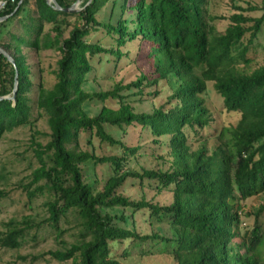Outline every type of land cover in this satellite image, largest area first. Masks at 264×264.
<instances>
[{
    "label": "trees",
    "instance_id": "1",
    "mask_svg": "<svg viewBox=\"0 0 264 264\" xmlns=\"http://www.w3.org/2000/svg\"><path fill=\"white\" fill-rule=\"evenodd\" d=\"M0 1V18L6 17L0 20V49L14 61L0 52V97H11L17 80L14 100L0 99V140L29 124L34 107L46 117L50 137L37 145L39 167L25 187L28 204L36 194L45 197L46 215L38 221L32 216L10 220L0 236L2 247L19 249L25 238L35 240L47 229L64 248L61 237L72 230L68 247L48 251L53 259L124 264L139 249L142 255L166 254L173 264H264V64L248 72L237 67L248 62L242 39L260 32L264 7L259 17L242 14L260 10L255 6L238 7L225 30L217 32L210 0H82L77 13L56 10L46 0H33L27 13V0ZM55 1L69 8L76 0ZM107 4L108 19L100 21L97 15ZM71 15L81 23L64 37ZM99 30L105 43L89 41ZM28 50L58 51L49 88L43 80L33 82ZM101 55L114 66L130 61L138 76L111 90L85 91L93 58ZM209 84L223 110L237 116L235 123L213 131ZM130 96L151 101V111L135 112ZM92 100L112 101L115 107L104 105L89 116L83 105ZM82 134L89 145L96 138L119 153L81 150ZM148 145L161 151L160 167H128L129 156ZM97 164L109 168L101 187L83 171L84 165ZM128 179L170 193L169 204L147 200L143 191L139 198L124 194L120 189ZM6 196L0 189V199ZM254 196H260V205L245 211L241 202ZM139 216L150 227L152 219L161 222L168 234L139 229ZM251 216L253 224L244 228ZM62 223L69 227L63 229Z\"/></svg>",
    "mask_w": 264,
    "mask_h": 264
},
{
    "label": "rangeland",
    "instance_id": "2",
    "mask_svg": "<svg viewBox=\"0 0 264 264\" xmlns=\"http://www.w3.org/2000/svg\"><path fill=\"white\" fill-rule=\"evenodd\" d=\"M74 13L82 9V0H76ZM4 2L0 1V8L3 7ZM249 5L255 6L260 10L256 11H243L242 14L251 17H259L262 14L264 7V0H210L209 13L215 18L212 20V25L217 32H223L230 24L229 17L234 13H239L237 9L247 8ZM34 9L33 0H27L25 5V12ZM73 13V12H72ZM110 14V4L105 5L97 15L100 21L108 19ZM69 22L64 31V37L68 35L69 30L74 24L81 23V20L75 15L67 18ZM50 25H46L45 30H49ZM89 41H100L105 43L106 39L103 36L102 30L91 32L88 37ZM243 46L246 47L245 57L248 59L247 64H238V69L245 70L246 72L264 64V25L261 27L260 32L251 38L246 35L242 39ZM27 64L30 66L34 73V83L43 80L45 86L49 88L53 82L54 77L52 71L56 68V62L59 58V53L56 50L34 51L28 50ZM99 56L93 58V68L86 78L83 88L87 92L106 91L111 90L115 84L121 83L122 85L130 84L138 76L134 64L130 61L122 59L117 66L112 63L105 64V57ZM113 59V58H110ZM102 62V63H101ZM33 97V93L31 94ZM127 102L134 109L135 112H150L152 108L151 101H139L138 97H128ZM207 102L212 111L214 122L213 130L220 129L227 123H235L237 116L232 113H227L222 108L221 99L214 92L212 86L209 84L207 89ZM104 105L115 107L113 102H101L98 100L88 101L83 105L84 111L89 116H95L100 112ZM109 132H116L114 127L106 128ZM116 130V131H115ZM117 137L120 132L117 131ZM49 137V129L46 123V117L39 112L35 107L31 111L30 123L25 126H20L13 129L11 132H6L0 140V189L7 193L5 198L0 199V236L6 230V223L12 219L21 220L24 216H32L37 221L46 215L45 207L43 206L44 196L36 194L35 200L31 204L27 202L25 187L31 180V173L39 167V162L35 155V149L38 144L45 145ZM78 147L81 150L93 151L98 156H109L119 153L115 146H110L106 143L99 142L93 138V144L89 145L87 136L81 135L78 140ZM161 153L159 150L152 151L150 146L146 148L145 152L138 153L135 157L129 156L127 166L139 170L144 167L147 169H157L160 167V160L158 155ZM85 175L89 173L90 180L93 181L97 178L100 181V187L104 179L108 176L109 168L103 164L96 166H83ZM96 175V176H95ZM33 186L29 187L32 189ZM124 194L139 198L141 193L146 196L147 200L160 205H167L170 202L171 195L166 191H156L148 186H141L139 182H133L128 179L124 186L120 189ZM260 196L250 197L241 202L244 210L250 212L256 209L259 205ZM142 217H138L139 229L148 232L153 228L154 232L168 234L167 227L163 226L161 222L152 219V227L148 224H142ZM260 223L264 225V217L260 219ZM253 224V217L244 219L243 227L248 228ZM63 229L69 225L62 223ZM34 233V231H31ZM72 230H67L61 237L65 241V247H68L74 240L71 236ZM22 246L16 250H10L2 247L0 244V264H73L71 260L57 261L53 259L48 251L57 249H65L61 245L60 240H55V235L50 230H40L35 240L31 236L25 238ZM122 245L118 246L115 252L120 254ZM122 262L124 264H173L171 258L163 253L152 251L149 254L142 255L139 249L133 250L131 256Z\"/></svg>",
    "mask_w": 264,
    "mask_h": 264
},
{
    "label": "water",
    "instance_id": "3",
    "mask_svg": "<svg viewBox=\"0 0 264 264\" xmlns=\"http://www.w3.org/2000/svg\"><path fill=\"white\" fill-rule=\"evenodd\" d=\"M46 2L51 5L54 9L56 10H63L65 12H74L76 11L77 9L75 8V4H72L69 8H61L55 0H46ZM6 17H2L0 18V20H3L5 19ZM0 52L4 54V56L8 59L9 62H11L13 65H14V61L13 59L11 58V56L4 52L3 50L0 49ZM16 89H17V80L15 79L14 81V85H13V90H12V96L11 97H0V99L2 98H7L9 100H14V97H15V93H16Z\"/></svg>",
    "mask_w": 264,
    "mask_h": 264
}]
</instances>
